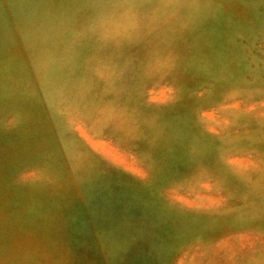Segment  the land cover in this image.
Masks as SVG:
<instances>
[{
	"label": "rangeland",
	"instance_id": "obj_1",
	"mask_svg": "<svg viewBox=\"0 0 264 264\" xmlns=\"http://www.w3.org/2000/svg\"><path fill=\"white\" fill-rule=\"evenodd\" d=\"M0 264H264V0H0Z\"/></svg>",
	"mask_w": 264,
	"mask_h": 264
}]
</instances>
